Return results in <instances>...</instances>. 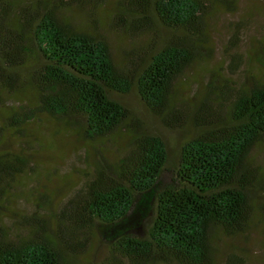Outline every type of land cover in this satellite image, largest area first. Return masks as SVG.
<instances>
[{"label": "trees", "instance_id": "16d2710c", "mask_svg": "<svg viewBox=\"0 0 264 264\" xmlns=\"http://www.w3.org/2000/svg\"><path fill=\"white\" fill-rule=\"evenodd\" d=\"M105 1L0 0V142L37 112L78 117L92 140L119 128L129 136L117 158L94 163L51 215V229L31 217L25 233L14 235L0 219V264H73L72 256L95 236L107 248L98 264H212V229L241 232L251 215L246 159L264 139V79L208 93L228 103V118L199 124L180 145L167 178L165 140L144 129L119 96L134 88L146 108L172 126L179 114L174 84L206 44L214 9L235 0H114L115 28L142 35L156 23L167 31L124 63L115 62L103 34L65 16L67 9ZM258 61L264 67V47ZM25 91L32 101L8 106L6 97ZM206 108L202 102V120ZM28 165L21 152L0 150V201Z\"/></svg>", "mask_w": 264, "mask_h": 264}, {"label": "rangeland", "instance_id": "374dc122", "mask_svg": "<svg viewBox=\"0 0 264 264\" xmlns=\"http://www.w3.org/2000/svg\"><path fill=\"white\" fill-rule=\"evenodd\" d=\"M114 3L107 0L98 7H73L65 11V16L76 26L103 34L116 63H124L146 45L167 35L156 23L151 33L142 35L115 28L111 21ZM205 28L206 44L174 84V103L179 114L172 126L151 113L134 88L119 96L144 129L165 140L166 178L171 174L180 145L197 132L199 124L228 118V103L219 102L208 93L230 83L249 86L264 79V67L258 61L264 47V0H235L230 7L218 5ZM234 54L240 55V63L232 61ZM5 99L8 106L33 100L29 91ZM202 102L207 106L204 120L197 116ZM80 124L78 117L37 112L30 122L5 132L0 150L21 152L29 160L28 168L15 177L0 201L1 224L12 234L25 233L30 223L27 219L31 217L51 229V215L89 177L94 163L101 158H117L129 142L122 128L105 138L89 139ZM246 167L250 172L247 194L252 207L249 221L243 231L235 234H227L218 227L212 229V264H264V139L251 148ZM106 254L105 242L95 236L84 251L71 259L73 264H98ZM229 257H234L231 262Z\"/></svg>", "mask_w": 264, "mask_h": 264}]
</instances>
